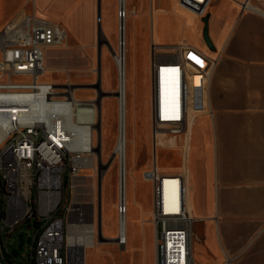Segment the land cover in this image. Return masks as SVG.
I'll return each mask as SVG.
<instances>
[{"label":"built area","instance_id":"1","mask_svg":"<svg viewBox=\"0 0 264 264\" xmlns=\"http://www.w3.org/2000/svg\"><path fill=\"white\" fill-rule=\"evenodd\" d=\"M209 2L179 0L180 7L197 14ZM124 18L125 12H120L119 20ZM67 36L64 26L38 18L34 11L20 12L0 32V264H7V259L11 264H75L68 235L71 227L85 221L94 224L92 239L94 244L99 242L94 220L89 221L84 206L73 200L90 155L88 141L77 142L74 135V129L82 125L75 116L81 103L75 98L78 88L40 81L46 72V52L62 47ZM158 49L152 42L150 132L154 150L163 141L161 132L175 138L184 135L191 113L182 48H177V54L162 56L156 54ZM213 64L209 62V72ZM173 69L178 70L173 78L174 97L163 118L160 78L163 72L172 75ZM18 78L28 81L18 82ZM143 180L151 183L153 191L156 264H195V219L187 205L183 176L160 172L154 163L143 173ZM125 213L119 200V217ZM22 224L30 232V249L25 262L19 263L10 253L7 240ZM114 244L123 249L126 240L117 237Z\"/></svg>","mask_w":264,"mask_h":264},{"label":"crops","instance_id":"2","mask_svg":"<svg viewBox=\"0 0 264 264\" xmlns=\"http://www.w3.org/2000/svg\"><path fill=\"white\" fill-rule=\"evenodd\" d=\"M24 1L29 4L30 0L1 1L0 9H7L8 15L0 32L25 12ZM59 4L64 6L66 19L85 24L86 29L78 35L85 39L91 0H61ZM33 11L37 16L35 5ZM153 13L180 32L178 38H159L162 45L154 43L167 53L180 47L182 54L187 50L189 58L185 61L191 93L188 129L178 138L172 136L158 143V147L172 146L183 162L170 174L183 176L187 205L197 225L193 260L195 264H264V0H210L200 20L197 13L188 10L156 8L151 0L148 14ZM139 17L147 16L142 13ZM204 17L208 19L212 50L202 37ZM210 61L214 64L209 72ZM208 116L202 128L200 119ZM205 130L210 133L207 135ZM207 150L210 155L205 160L206 168L199 165L193 175L194 153L203 157ZM155 237L154 227V245L144 241L139 251L129 245L127 229L126 246L119 250L130 249L132 264H156Z\"/></svg>","mask_w":264,"mask_h":264},{"label":"rangeland","instance_id":"3","mask_svg":"<svg viewBox=\"0 0 264 264\" xmlns=\"http://www.w3.org/2000/svg\"><path fill=\"white\" fill-rule=\"evenodd\" d=\"M0 0V8H3ZM13 1V0H9ZM61 0H30L26 4V13H32L34 5L38 18L59 23L70 27L75 35L68 29L67 41L58 49H51L46 52V73L40 80L42 83H49L57 86L68 84L77 86L75 98L81 102L76 109L75 116L78 123H91L94 128L96 150L93 156L94 167L86 168L81 172V178L77 181V201L84 206L89 221L94 220L96 229H100L101 237L97 244L84 250L86 254L85 264H132L130 249L121 252L114 244L118 237L119 221V163L114 155V147L118 134V99L114 94L118 92V75L114 62L118 48V19L120 11L118 0H101L100 17L101 31L97 30V0H91L90 19L87 21L89 34L84 39L78 36L86 26L77 19H66L64 6L59 4ZM34 2V5H33ZM6 5V3H5ZM156 8H175L186 12L180 7L179 0H154ZM151 9V0H127L126 9V60H127V136H128V166H127V191H128V242L134 248L142 249L144 241L148 246L154 245V226L152 223V185L143 180V173L148 168L158 165L159 171L167 174L180 169L182 159L175 148L169 145L168 148H158L154 153L150 130V102L152 93V77L148 73L151 65L150 44L151 41L158 43L159 38L173 39L179 37V30L169 28L165 18L153 13L148 14ZM0 25L6 17L8 10L0 9ZM206 9L198 13L197 19L205 14ZM134 12V13H133ZM136 13V15H135ZM146 18H140V14ZM193 22L192 14L189 16ZM205 18V17H204ZM147 20V21H146ZM145 22L147 26L145 25ZM186 23L193 28L195 23ZM204 25V23H203ZM192 40H197L193 36ZM198 42V41H197ZM158 45H162L159 44ZM185 46V45H184ZM176 50V47L174 48ZM175 52H162L159 48L156 54H176ZM101 55L99 58L98 55ZM186 63L188 52L184 50ZM197 59V58H195ZM100 65V69H98ZM172 75L164 72L160 78V108L161 116L164 118L165 107L174 97V81L178 70L173 69ZM18 78L16 81H25ZM172 80V81H171ZM28 81V80H26ZM100 89L96 90V87ZM100 102L101 121H98L96 104ZM208 118L200 119V126L203 128L208 123ZM196 128L197 132L201 129ZM99 127V128H98ZM202 131V130H201ZM208 135L209 130H205ZM172 137L169 133L161 132L163 142ZM171 144V143H170ZM197 147V146H195ZM98 155H100V163ZM210 155V150L204 153L203 157L197 151L191 161L192 174L195 175L199 165L206 168L205 160ZM108 165L105 172L104 166ZM193 162V163H192ZM101 181V208L100 221L98 226V179ZM167 184V182H166ZM165 184V185H166ZM166 191V186L164 188ZM85 223H92L86 222ZM93 224V223H92ZM94 225V224H93ZM197 225H194V243ZM196 233V234H195ZM29 230L27 225L19 226L7 240L10 253L17 262L24 263L29 252ZM145 238L143 239V237ZM7 259V264H11Z\"/></svg>","mask_w":264,"mask_h":264},{"label":"bare ground","instance_id":"4","mask_svg":"<svg viewBox=\"0 0 264 264\" xmlns=\"http://www.w3.org/2000/svg\"><path fill=\"white\" fill-rule=\"evenodd\" d=\"M118 8L120 11L126 12L127 0H118ZM118 48L117 55L114 56V62L118 75V134L114 147V155L118 158L119 163V197L122 205L125 206L126 213L119 217L118 221V237L125 239L127 242L128 229V191H127V162H128V136L126 129L127 122V60H126V13L124 19H118ZM47 67L45 65V71ZM46 73V72H45ZM80 104L77 105V108ZM120 107V113H119ZM81 124V123H80ZM94 128L91 123H82L74 129V135L77 142L88 141L87 150L90 155L87 159L86 168L94 167L93 156L96 150V141L94 138ZM159 136V135H158ZM161 137V136H160ZM160 143V142H159ZM78 186L74 189L73 200L77 201ZM119 209V206H118ZM92 223H84L83 225H74L71 227L68 235V244L72 250L75 264H85L86 254L84 250L94 245L92 239Z\"/></svg>","mask_w":264,"mask_h":264},{"label":"water","instance_id":"5","mask_svg":"<svg viewBox=\"0 0 264 264\" xmlns=\"http://www.w3.org/2000/svg\"><path fill=\"white\" fill-rule=\"evenodd\" d=\"M100 1L101 0H97V30L98 33H100L101 31V17H100ZM203 23H204V28H203V32H202V37H203V41L205 42L206 46L212 50L213 49V45L212 42L210 40L209 34H208V19H203ZM98 57L100 58L101 55L99 53ZM98 69H100V65H98ZM77 87V86H76ZM96 90L100 89V87H96ZM119 92H117L116 94H114V97H116L117 99L119 98ZM97 107V111H98V121L100 123L101 121V115H100V102H98L96 104ZM99 128V127H98ZM99 158V163L101 161L100 159V155H98ZM114 159V156H112L110 162L107 164V166H104L102 169V172H105L108 168V165L111 163V161ZM101 164V163H100ZM101 181H102V176L99 175V179H98V226H99V221H100V208H101ZM100 229L98 230V234H99V239L101 237V233H100Z\"/></svg>","mask_w":264,"mask_h":264}]
</instances>
